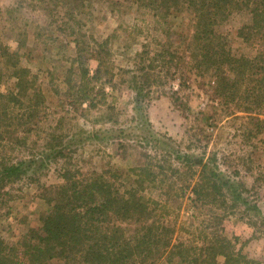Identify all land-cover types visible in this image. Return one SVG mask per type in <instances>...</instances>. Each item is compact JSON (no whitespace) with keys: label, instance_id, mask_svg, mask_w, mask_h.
Segmentation results:
<instances>
[{"label":"rangeland","instance_id":"obj_1","mask_svg":"<svg viewBox=\"0 0 264 264\" xmlns=\"http://www.w3.org/2000/svg\"><path fill=\"white\" fill-rule=\"evenodd\" d=\"M249 22V10L236 9L218 26L238 56L251 57L256 52L255 45L238 33ZM189 24L187 12L167 16L138 0H0V53L3 48L8 56L19 54L18 60L0 55V93L13 87L15 60L19 68L35 76L44 96L28 126L30 133L15 126L21 118L15 123L9 115L2 129L7 131L0 138V163L35 162L21 179L0 182V237L7 246L17 244L29 227L41 224L50 209L52 191L64 183L65 169L76 177L106 174L121 188L138 178L136 169L145 167L157 176L144 182L141 194L159 202L157 213L173 229V243H183L195 254L205 244V232H218L231 240L235 251L264 264V130L233 103L212 101L207 80L198 84L189 73L188 41L174 43L176 32L189 36ZM105 41L114 74L106 88L107 102L114 107L111 122L101 117L103 107L83 111L70 103L73 97L64 95L67 71L78 49L89 58ZM169 46L172 51L178 46L175 52L184 55L185 61L178 69L174 64L167 66L169 71L162 74L161 60L154 62L153 70H141L139 74L148 78L144 82L151 84L137 107L132 72L148 67ZM23 105L5 108L21 116L28 111V102ZM15 131L25 143L13 141L9 132ZM97 131L99 138L88 137ZM60 141L64 157L54 158L48 148L60 146ZM176 151L201 164H181L175 159ZM204 164L229 180L246 203H233L228 188L216 196L215 203H195L191 188L201 178ZM173 166L180 170L174 171ZM156 264L185 263L178 254H165Z\"/></svg>","mask_w":264,"mask_h":264},{"label":"trees","instance_id":"obj_2","mask_svg":"<svg viewBox=\"0 0 264 264\" xmlns=\"http://www.w3.org/2000/svg\"><path fill=\"white\" fill-rule=\"evenodd\" d=\"M138 1L167 16L188 13L189 36L182 31L176 32L177 38L173 42L188 41L186 45L191 58L187 63L189 73L198 84H204L202 81L207 80V85L212 88V101H220L224 105L233 103L243 109L241 111L260 131L264 130V0ZM244 8L249 10L250 22L243 25L238 33L245 42L251 41L255 45L256 52L251 57L234 54L226 37L218 31L222 19L236 9ZM99 47L96 52H91L89 58L78 49L67 71L68 90L64 95L67 99L73 97L70 103L82 106L83 111L103 107L105 112L101 117L106 119L105 122H111L114 107L107 102L106 91L114 77L109 67L111 50L107 41ZM1 50V57L14 56L13 59L18 60V53L8 56L7 49ZM163 51L156 54L157 58H153L148 67L137 68L138 71L131 74L130 83L136 92L137 107L148 95L144 89L151 84L144 82L143 78H148L139 74L141 70H153L156 66L154 62L161 60L162 74L169 71L167 66L174 64L178 69L181 61H185L184 55L178 56L170 46ZM175 59L177 61L174 63ZM15 60L12 63L16 67L13 87L6 93H0V138L7 131L2 129L6 126L8 115L10 119L15 118V123L21 118L15 126L25 127L23 132L30 133L28 126L37 108L44 102L35 76L29 69L19 68ZM2 79L0 72V84ZM181 85L180 82L179 87ZM172 93L175 94V91ZM25 101L28 102V111L21 116L13 115L14 109L8 112L5 108L6 105L24 106ZM121 132L124 133V130ZM9 133L15 143H25L24 137L15 135L16 131ZM88 137L99 138V132H93ZM60 142V146L48 148L53 150L54 158L64 157L63 142ZM175 159L181 164H201L178 151ZM34 163L33 159L29 162H1L0 182L21 179ZM179 170L180 167H174V171ZM135 171L138 178L129 180L131 183L128 182V186L121 185L119 188L106 174L81 173L80 177H76L72 170L65 169L62 172L64 183L52 191L54 195L48 200L50 209L41 224L29 227L14 246H7L0 237V264H156L165 254H178L185 264H261L248 259L240 250L235 251L231 240L218 232H205L202 239L205 244L194 248V251H198L195 254H190L183 243H173V229L157 213L160 210L159 202L145 199L141 194L144 182L155 181L157 174L145 167ZM133 184H138L139 188H132ZM224 188L232 189L233 203H246L229 180L223 179L209 164H204L201 178L191 188L195 196L193 201L215 203L214 199L217 195H223ZM222 203L226 204L227 201L224 199Z\"/></svg>","mask_w":264,"mask_h":264}]
</instances>
